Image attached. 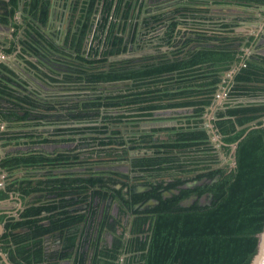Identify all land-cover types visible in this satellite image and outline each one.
<instances>
[{
  "label": "flooded vegetation",
  "instance_id": "af4514ba",
  "mask_svg": "<svg viewBox=\"0 0 264 264\" xmlns=\"http://www.w3.org/2000/svg\"><path fill=\"white\" fill-rule=\"evenodd\" d=\"M11 1L0 0V191L14 189L0 201V215L18 218L30 200L18 187L31 178L44 185L105 171L110 186L128 198L147 190L148 175L162 181L163 174L165 184L185 175L177 162L208 167L201 171L235 166L236 149L214 122L230 119L233 103L264 101L231 98L243 60L264 56V2L50 0L43 21L31 0H16L15 14ZM196 128L206 131L207 142L189 146L188 130ZM184 142L186 149L175 146ZM31 156L38 159L34 168L27 164ZM160 166L166 169L159 174ZM209 181L185 180L162 195ZM195 201L206 204L209 196L192 194L180 204ZM89 203L98 205V221L106 211L125 213L109 195L102 202L89 197L77 208L84 212ZM157 204L150 198L136 205ZM0 224L1 238L6 228ZM130 229L129 222V235ZM54 239L45 236L46 251L61 249ZM14 247L12 241L7 251L0 245L11 264H17L10 257ZM0 264H7L1 256Z\"/></svg>",
  "mask_w": 264,
  "mask_h": 264
},
{
  "label": "trees",
  "instance_id": "16d2710c",
  "mask_svg": "<svg viewBox=\"0 0 264 264\" xmlns=\"http://www.w3.org/2000/svg\"><path fill=\"white\" fill-rule=\"evenodd\" d=\"M17 4L16 0L11 1V14H15ZM29 6L33 12L40 10L41 20L48 18L50 0H31ZM111 8L109 3L108 10ZM260 97L264 98V56L253 55L243 60L235 73L231 98L234 102L239 98ZM226 113L230 119L214 123L224 142L239 141L232 169L201 171L208 167L190 166L195 161L183 162L184 166L177 162L175 167L183 168L185 175L177 172L180 175L174 176L177 180L165 184L160 173L166 168L160 166L157 173L162 181L148 175L144 177L147 190L131 191L128 198L122 189L110 186L112 180L104 175L105 171L48 180L44 185L42 180L36 178L34 183L31 178L18 187L24 197H30L18 218L0 215V223L6 228L0 245L7 251L11 241L14 242L10 257L17 264H58L59 259L68 258L73 264H250L258 250V234L264 230V101L233 103ZM249 122L253 124L245 126ZM188 131L189 146L207 142L205 130ZM186 145L187 142L175 144L183 149ZM37 160L31 156L29 168H34ZM204 177L210 181L182 189L172 196L162 195L164 190L176 189V184L185 180L197 181ZM13 189L14 185L9 186V191ZM9 191H0V201L9 197ZM192 194H208L209 201L206 204L195 201L191 206L180 204ZM108 195L120 199L125 213L114 216L106 211L98 221V205L89 203L90 208L84 212L77 208L89 197H97L102 202ZM150 198L158 200V204L145 209L136 205ZM128 213L130 219L124 222L123 216ZM81 222H85L82 231L79 230ZM129 222L131 235L126 230ZM20 228L28 230L14 231ZM107 234L111 237L109 244ZM47 235L55 237L61 249L46 251Z\"/></svg>",
  "mask_w": 264,
  "mask_h": 264
},
{
  "label": "water",
  "instance_id": "95a60500",
  "mask_svg": "<svg viewBox=\"0 0 264 264\" xmlns=\"http://www.w3.org/2000/svg\"><path fill=\"white\" fill-rule=\"evenodd\" d=\"M252 100H255V99H248V101H252ZM252 123H249L247 125H251ZM247 125H245V126H247ZM242 127L243 126H239V128H242ZM238 143H239V141L233 144L234 150L236 149ZM0 229L3 230L2 224H0ZM258 236H259L258 250H257L256 254L254 255L250 264H264V230L261 233H259ZM0 256L4 258V260L7 262V264H11L7 260L5 254L0 252Z\"/></svg>",
  "mask_w": 264,
  "mask_h": 264
},
{
  "label": "crops",
  "instance_id": "0c3cea01",
  "mask_svg": "<svg viewBox=\"0 0 264 264\" xmlns=\"http://www.w3.org/2000/svg\"><path fill=\"white\" fill-rule=\"evenodd\" d=\"M12 203H9V204H7V205H11Z\"/></svg>",
  "mask_w": 264,
  "mask_h": 264
},
{
  "label": "rangeland",
  "instance_id": "374dc122",
  "mask_svg": "<svg viewBox=\"0 0 264 264\" xmlns=\"http://www.w3.org/2000/svg\"><path fill=\"white\" fill-rule=\"evenodd\" d=\"M221 97H223V96H221ZM204 201H206V199H204ZM204 201H203V202H204Z\"/></svg>",
  "mask_w": 264,
  "mask_h": 264
}]
</instances>
